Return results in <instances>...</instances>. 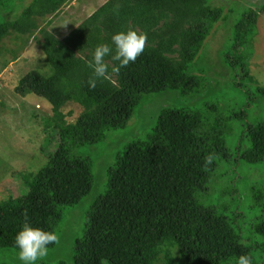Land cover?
I'll use <instances>...</instances> for the list:
<instances>
[{
    "label": "trees",
    "instance_id": "obj_1",
    "mask_svg": "<svg viewBox=\"0 0 264 264\" xmlns=\"http://www.w3.org/2000/svg\"><path fill=\"white\" fill-rule=\"evenodd\" d=\"M69 1L30 0L16 20H7L0 0V42L12 33L42 35L45 71L22 77L16 91L23 96L33 93L52 106L42 148L59 144L28 180L27 193L0 201V250L18 251L15 237L25 221L59 235L64 210L93 190L92 164L79 148L103 143L110 132L126 128L151 93L190 96L196 91L200 82L192 67L207 40L209 23L222 16L213 0H107L62 38L46 25ZM251 13L237 21L233 43L224 52L230 68L247 64L245 47L256 21ZM128 29L146 35L144 52L119 72L111 71L118 62L106 57L110 78L90 88L92 69L87 61L95 48L111 44L115 33ZM246 97L247 106L259 99L264 107V87ZM71 103L83 108L74 122L63 111ZM210 107L166 108L147 138L132 141L118 155L108 189L93 203L86 231L76 241L75 264H160L162 253L167 264H179L174 248L184 264H237L242 255L251 257L252 264H264V185L255 189L262 214L253 224L261 240L245 241L226 215L200 199L231 127L225 124L214 138L200 133L203 119L218 110ZM230 115L219 121L231 122ZM244 121L248 139L246 149L238 144L240 156L248 164L264 163V113ZM208 155L214 162L206 168ZM56 245H49V250Z\"/></svg>",
    "mask_w": 264,
    "mask_h": 264
},
{
    "label": "rangeland",
    "instance_id": "obj_2",
    "mask_svg": "<svg viewBox=\"0 0 264 264\" xmlns=\"http://www.w3.org/2000/svg\"><path fill=\"white\" fill-rule=\"evenodd\" d=\"M106 1L70 0L61 12L50 18L46 27L66 37ZM27 2L30 0H4L1 13L7 20H16ZM213 5L221 8L222 16L209 23L207 40L192 67V73L200 82L196 91L190 96L175 91L151 93L140 102L126 128L110 132L103 143L79 148V153L91 161L93 190L79 203L64 210L57 228L61 241L40 263L75 264L76 241L86 231L87 214L93 203L108 189L110 168L118 155L132 141L147 138L163 110L173 107L191 111L216 107L218 110L200 124V133L210 138H214L225 124L231 126L217 168L202 188L200 199L226 215L245 241L261 240L253 224L262 214L255 189L264 185V163L244 162L238 144L247 147L248 121L244 120L248 117L256 120L264 113L259 99L249 107L246 97L256 87H264V0H213ZM251 12L256 14V21L245 47L249 55L247 64L230 68L223 60L224 52L233 43L237 21ZM32 36L12 33L0 42V201L27 193L28 180L59 147L58 142H54L46 150L42 148L44 128L54 114L52 106L33 93L23 96L16 91L22 77L32 71H45L42 35ZM82 110L76 103L63 109L69 122H74ZM227 114H231V122L219 121ZM172 254L179 264H184L185 259L176 248L172 249ZM0 264H22L18 251L0 250ZM160 264H167L164 253L160 256Z\"/></svg>",
    "mask_w": 264,
    "mask_h": 264
},
{
    "label": "clouds",
    "instance_id": "obj_3",
    "mask_svg": "<svg viewBox=\"0 0 264 264\" xmlns=\"http://www.w3.org/2000/svg\"><path fill=\"white\" fill-rule=\"evenodd\" d=\"M146 35L135 29L122 30L115 33L111 38V44H99L93 57L87 61L92 69V76L88 81L90 88H95L98 81L109 79V64L106 57H111L118 62L112 68V72H119L131 63H135L137 58L142 55L146 47ZM214 157L208 155L205 158V167L212 165ZM59 235L55 231H47L39 227H34L25 221L21 230L15 237V245L18 248V259L22 264H40L48 255L49 245L58 244ZM237 264H252L251 257L242 255L238 258Z\"/></svg>",
    "mask_w": 264,
    "mask_h": 264
},
{
    "label": "crops",
    "instance_id": "obj_4",
    "mask_svg": "<svg viewBox=\"0 0 264 264\" xmlns=\"http://www.w3.org/2000/svg\"><path fill=\"white\" fill-rule=\"evenodd\" d=\"M97 9H98V8H97ZM97 9H96V10H97ZM96 10H95V11H96ZM95 11H94V12H95ZM94 12H93V13H94ZM93 13H92V14H93ZM92 14H91V15H92ZM91 15H89V17H90ZM86 19H87V18H86ZM86 19H85V20H86ZM85 20H84V21H85ZM82 22H83V21H82ZM82 22L78 23L74 28L78 27V25L81 24ZM74 28H73V29H74Z\"/></svg>",
    "mask_w": 264,
    "mask_h": 264
}]
</instances>
